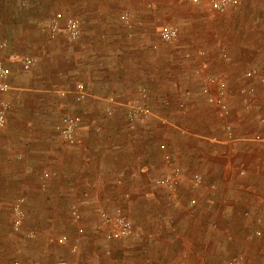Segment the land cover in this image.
I'll list each match as a JSON object with an SVG mask.
<instances>
[{"label": "crops", "instance_id": "obj_1", "mask_svg": "<svg viewBox=\"0 0 264 264\" xmlns=\"http://www.w3.org/2000/svg\"><path fill=\"white\" fill-rule=\"evenodd\" d=\"M237 8L203 0H0V55L10 70V89L0 90V107L9 105L0 127V264H227L234 255L264 264V81L245 75L264 71V0ZM56 13L80 19L77 40L64 23L55 38L43 30ZM164 24L179 27L176 42L160 40ZM25 55L37 58L28 69ZM204 75L225 81L226 118L203 92ZM248 86L246 108L240 89ZM133 101L152 116L129 120ZM64 113L81 116L80 144L56 131ZM171 165L184 172L175 193L156 183ZM19 196L34 239L11 228ZM74 202L88 228L76 256L57 239H75ZM101 207L122 209L138 232L106 240L95 230Z\"/></svg>", "mask_w": 264, "mask_h": 264}, {"label": "built area", "instance_id": "obj_2", "mask_svg": "<svg viewBox=\"0 0 264 264\" xmlns=\"http://www.w3.org/2000/svg\"><path fill=\"white\" fill-rule=\"evenodd\" d=\"M205 3L210 5L212 8L217 10H223L227 8L238 7L242 0H203ZM62 23H64V31L66 36L70 40H77L81 35V24L80 19L73 16H64L62 13H56L52 16L43 26V30L46 31L51 38H55L59 32H61ZM179 37V27L175 24H164L159 28V38L163 43L172 44L176 42ZM2 45H5L3 43ZM225 56L226 54L223 53ZM37 58L33 55H25L21 57L23 67L28 69L35 64ZM199 72V70H198ZM10 70L5 64L3 57L0 55V90L7 92L10 89L7 77L9 76ZM245 75L247 77H258L261 81H264V71L257 68H251L247 70ZM204 87L203 92L208 96V100L212 106L217 110V114L221 118H226L229 113V106L226 102L227 98V86L224 80L221 78L204 75L203 77ZM215 86V92L212 88ZM139 92L143 98L147 95V90L144 86L139 87ZM243 96L242 101L246 108L251 107V95L254 92V87L248 86L240 89ZM85 96L84 92H79L77 95L78 99ZM8 103L2 102L0 107V127L5 124V111L8 108ZM127 117L132 121L143 122L152 116L150 107L143 102L133 101L127 104ZM108 112H111L108 109ZM82 127V118L79 115L64 113L56 124V131L59 133L61 139L68 145H77L82 142L80 136V129ZM224 130L227 133L228 138L233 139V127L229 123L224 124ZM166 162L172 161L171 155H165ZM184 177L182 168L178 165H171L170 168L160 177L156 179V183L160 186L165 187L171 193H175ZM194 181L199 183L201 176L199 174L194 175ZM45 188V185H43ZM26 198L19 196L14 202L11 208V228L15 232H23L26 219L25 210ZM71 216L77 221L81 218V213L77 206L71 208ZM99 221L97 224V230L102 233L104 238L108 241L120 240L134 235L138 231L133 226L130 218L120 208L114 211H108L104 208L98 210ZM264 215V209H263ZM83 233L82 228L80 234L73 240V243L69 244V238L67 236H61L59 243L62 245L69 244L71 252H76L79 247V237ZM24 235L29 239H34L37 236V232L34 229L24 231ZM254 235L260 236L262 232L256 230ZM56 264H69L67 260L60 259ZM179 264V263H178ZM227 264H245L244 258L241 255H234L228 261Z\"/></svg>", "mask_w": 264, "mask_h": 264}, {"label": "rangeland", "instance_id": "obj_3", "mask_svg": "<svg viewBox=\"0 0 264 264\" xmlns=\"http://www.w3.org/2000/svg\"><path fill=\"white\" fill-rule=\"evenodd\" d=\"M241 5V4H240ZM239 5V6H240ZM238 6V7H239ZM237 8V7H236ZM233 9V8H232ZM238 9V8H237ZM26 203H27V200H26ZM73 206H77V208L79 209V212L81 213V218L79 219V220H77V221H75L73 218H72V216H71V213H70V219L71 220H69V223H70V225L72 226L74 223L75 224H77L76 225V233H74V238H76V237H78L79 236V234H80V229L82 228V230H83V233L81 234V236L79 237L80 239H79V247H78V250L76 251V252H71V250H70V247H69V252L71 253V254H75L74 256H76L77 254H79L80 253V249H81V239H83V237H84V235H85V232H86V229H88L85 225H82V223L84 222V220L82 219V217H83V210H82V207H81V205L79 204V203H76V202H74V203H72L71 204V207H70V212H71V208L73 207ZM102 208V207H101ZM100 209V208H99ZM25 210H26V208H25ZM26 220H27V211H26V219H25V223H26ZM97 224H98V222H97ZM97 224H96V226H97ZM95 226V230H97V227ZM30 229H34V228H30ZM35 230V229H34ZM37 232V231H36ZM97 232L98 233H100L98 230H97ZM100 234H102V233H100ZM37 235H38V233H37ZM61 236H67L68 238H69V236L68 235H64V234H62ZM61 236H59V238L61 237ZM37 237V236H36ZM59 238H57L58 239V241H59ZM128 238V237H127ZM127 238H124V239H120V240H126ZM70 239V238H69ZM116 242V241H115ZM73 243V241L72 242H70L69 244L71 245ZM109 243H112V242H109ZM112 245V244H111ZM69 246V245H68ZM113 245L111 246V247H106V249H105V247H103V249H104V255L105 256H109V257H112V252H113ZM60 259H65V258H60ZM59 259V260H60ZM65 260H67V259H65Z\"/></svg>", "mask_w": 264, "mask_h": 264}]
</instances>
